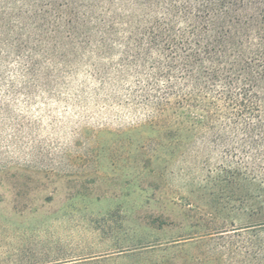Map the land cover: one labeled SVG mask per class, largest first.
<instances>
[{"label":"rangeland","instance_id":"obj_1","mask_svg":"<svg viewBox=\"0 0 264 264\" xmlns=\"http://www.w3.org/2000/svg\"><path fill=\"white\" fill-rule=\"evenodd\" d=\"M11 65L0 83V264H186L228 243L209 235L229 214L208 181L222 150L169 146L114 73L103 84L82 65L39 87Z\"/></svg>","mask_w":264,"mask_h":264},{"label":"trees","instance_id":"obj_2","mask_svg":"<svg viewBox=\"0 0 264 264\" xmlns=\"http://www.w3.org/2000/svg\"><path fill=\"white\" fill-rule=\"evenodd\" d=\"M13 63L39 87L82 65L114 73L169 146L222 150L208 181L229 214L209 235L229 241L186 264H264V0H0L1 84Z\"/></svg>","mask_w":264,"mask_h":264}]
</instances>
